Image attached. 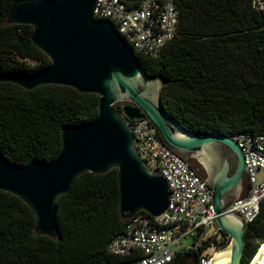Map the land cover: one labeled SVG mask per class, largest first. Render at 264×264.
I'll return each mask as SVG.
<instances>
[{"label": "trees", "instance_id": "16d2710c", "mask_svg": "<svg viewBox=\"0 0 264 264\" xmlns=\"http://www.w3.org/2000/svg\"><path fill=\"white\" fill-rule=\"evenodd\" d=\"M16 1L0 0V75L51 63L32 41L31 24L6 23ZM176 2L175 38L157 56L135 53L148 76L164 77L163 107L198 136L264 134V0ZM99 98L69 85L27 89L0 80V154L18 164L53 160L63 126L95 119ZM189 163L203 176L197 163ZM57 220L58 237L36 233L31 207L0 190V264H136L138 251L120 256L107 248L128 223L120 214L116 168L81 174L59 197ZM244 238L241 264H249L264 242V199ZM203 248L179 250L170 264H198Z\"/></svg>", "mask_w": 264, "mask_h": 264}, {"label": "water", "instance_id": "95a60500", "mask_svg": "<svg viewBox=\"0 0 264 264\" xmlns=\"http://www.w3.org/2000/svg\"><path fill=\"white\" fill-rule=\"evenodd\" d=\"M94 3L17 0L9 9L6 23L31 24L32 41L48 54L51 63L33 72H8L0 75V80L27 89L43 84L69 85L100 98L95 119L63 126L62 147L53 160L18 164L0 154V190L17 195L31 207L36 233L56 238L60 234L59 197L70 191L81 174H105L116 168L121 217L128 220L140 211L159 216L170 204L169 182L145 164L130 123L148 117L169 147L203 169L211 186L215 233L230 236L229 244L213 255L211 264L227 252V264H241L247 223L232 210V204L244 189L242 148L229 134L198 136L189 132L168 114L161 101L164 77L145 73L114 23L94 17ZM255 264H264V251Z\"/></svg>", "mask_w": 264, "mask_h": 264}, {"label": "built area", "instance_id": "2783aa9c", "mask_svg": "<svg viewBox=\"0 0 264 264\" xmlns=\"http://www.w3.org/2000/svg\"><path fill=\"white\" fill-rule=\"evenodd\" d=\"M93 14L97 19H110L135 53L148 56H157L178 33L180 12L176 0H95ZM130 123L145 164L169 182L170 204L159 216L142 211L128 219L125 230L108 243V251L120 256L138 251L136 264H170L179 250L204 247L198 264H211L213 255L230 242L229 235L225 239L215 233L211 186L165 143L148 117ZM229 135L244 152L248 183L232 210L248 226L258 216L264 199V134Z\"/></svg>", "mask_w": 264, "mask_h": 264}, {"label": "bare ground", "instance_id": "6f19581e", "mask_svg": "<svg viewBox=\"0 0 264 264\" xmlns=\"http://www.w3.org/2000/svg\"><path fill=\"white\" fill-rule=\"evenodd\" d=\"M263 251H264V242L260 245L256 255L254 256L250 264H255ZM229 255H230L229 252L219 254L215 264H227L229 262V257H230Z\"/></svg>", "mask_w": 264, "mask_h": 264}, {"label": "rangeland", "instance_id": "374dc122", "mask_svg": "<svg viewBox=\"0 0 264 264\" xmlns=\"http://www.w3.org/2000/svg\"><path fill=\"white\" fill-rule=\"evenodd\" d=\"M201 169H202V168H201ZM201 171H202V173H203V176L205 177V173L203 172V169H202ZM245 178H246V177H245ZM245 178H244L243 182H245V180H246ZM212 233H214V230H212ZM217 234H218V235L221 234L222 236L225 237V239H227V236H228V235L223 234V232H218ZM187 241H188L187 239H182V242H187ZM251 261H252V260H251ZM250 263H251V262H250ZM250 263H249V264H250Z\"/></svg>", "mask_w": 264, "mask_h": 264}, {"label": "flooded vegetation", "instance_id": "af4514ba", "mask_svg": "<svg viewBox=\"0 0 264 264\" xmlns=\"http://www.w3.org/2000/svg\"><path fill=\"white\" fill-rule=\"evenodd\" d=\"M245 178V177H244ZM246 179V178H245ZM244 183V189H243V191H242V193L241 194H243L244 192H246L247 191V189H248V183H247V180H245V182H243Z\"/></svg>", "mask_w": 264, "mask_h": 264}]
</instances>
